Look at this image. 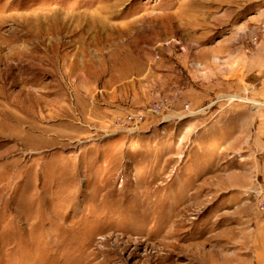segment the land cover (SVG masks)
<instances>
[{"label":"rangeland","instance_id":"rangeland-1","mask_svg":"<svg viewBox=\"0 0 264 264\" xmlns=\"http://www.w3.org/2000/svg\"><path fill=\"white\" fill-rule=\"evenodd\" d=\"M263 14L0 0V264H264L249 129L223 96L225 52Z\"/></svg>","mask_w":264,"mask_h":264},{"label":"crops","instance_id":"crops-1","mask_svg":"<svg viewBox=\"0 0 264 264\" xmlns=\"http://www.w3.org/2000/svg\"><path fill=\"white\" fill-rule=\"evenodd\" d=\"M258 26L252 35L256 45L249 42L231 44L225 52L224 102L230 118L239 115L240 128L249 129L248 144L253 151V171L260 181L264 200V14L256 22ZM250 36V35H249ZM236 45V44H235Z\"/></svg>","mask_w":264,"mask_h":264},{"label":"built area","instance_id":"built-area-1","mask_svg":"<svg viewBox=\"0 0 264 264\" xmlns=\"http://www.w3.org/2000/svg\"><path fill=\"white\" fill-rule=\"evenodd\" d=\"M263 31H264V24L261 25V27H260V32H263ZM256 41H257V39L254 38V39L251 40L250 44H251L252 46H254V45H256ZM137 125H138V123H135L134 127H137ZM259 210H260L261 214H262L263 217H264V200H262V201L260 202V204H259Z\"/></svg>","mask_w":264,"mask_h":264}]
</instances>
